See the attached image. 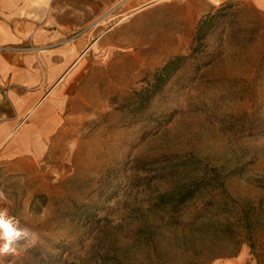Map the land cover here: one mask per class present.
<instances>
[{
	"label": "rangeland",
	"instance_id": "1",
	"mask_svg": "<svg viewBox=\"0 0 264 264\" xmlns=\"http://www.w3.org/2000/svg\"><path fill=\"white\" fill-rule=\"evenodd\" d=\"M94 12L71 36L84 57L44 163L0 174V208L36 237L4 264H187L192 250L199 264H256L221 223L236 205L254 209L264 243V0H111ZM211 15L203 50L134 112V95L190 55ZM216 184L227 206L202 207ZM184 189L195 196L184 218L204 208L207 225L161 221L160 199Z\"/></svg>",
	"mask_w": 264,
	"mask_h": 264
},
{
	"label": "crops",
	"instance_id": "2",
	"mask_svg": "<svg viewBox=\"0 0 264 264\" xmlns=\"http://www.w3.org/2000/svg\"><path fill=\"white\" fill-rule=\"evenodd\" d=\"M111 0H0V174H36L66 120L72 41Z\"/></svg>",
	"mask_w": 264,
	"mask_h": 264
},
{
	"label": "trees",
	"instance_id": "3",
	"mask_svg": "<svg viewBox=\"0 0 264 264\" xmlns=\"http://www.w3.org/2000/svg\"><path fill=\"white\" fill-rule=\"evenodd\" d=\"M223 9L220 8V10ZM216 15H211L205 17L201 20L196 28V34L193 41V48L188 57L178 56L173 59H170L166 62L160 69L156 70L152 76V79L148 83L147 87L135 94L136 103H133L134 112L141 111L147 106V103L152 100L155 96H157L165 87V85L169 82V80L181 69L182 66L185 65V62L188 58H193L195 55L199 54L201 50H203L205 39L212 33V31L217 27L215 24L217 20ZM133 112V113H134ZM194 189H184L180 195L177 196H163L160 199V204L162 205V216L161 221L163 223L178 225V226H190L193 227H201L208 224V215L205 212V207L207 205H216L218 207H226L227 205L223 202L226 201L225 198V190L221 184H216L212 188L210 200H206L203 202L204 208H201L191 218L187 220L184 218L181 208L185 206L187 203L195 200L193 191ZM193 191V192H192ZM200 190H198L199 192ZM236 203V202H232ZM264 205V199L260 200L259 206ZM236 210L231 209L230 215H227L228 218L223 220L221 223V228L225 231H228L232 234V237L236 238L238 235H243L244 240L248 244V247L251 251L252 256L255 259L256 264H264V243H260V237L258 236L260 232L257 230V221L253 212L254 209L246 208L245 206L236 205ZM205 212V213H204ZM256 218V219H255ZM165 221V222H164ZM233 255L237 254L239 251V247L235 244L232 249ZM197 252L192 250L190 252V256L188 257L189 261L187 264H199L196 262L194 257Z\"/></svg>",
	"mask_w": 264,
	"mask_h": 264
},
{
	"label": "clouds",
	"instance_id": "4",
	"mask_svg": "<svg viewBox=\"0 0 264 264\" xmlns=\"http://www.w3.org/2000/svg\"><path fill=\"white\" fill-rule=\"evenodd\" d=\"M0 199H5L3 192H0ZM0 226V264H4L2 257L13 254L17 247L34 241L36 237L29 229L19 227L6 208H0Z\"/></svg>",
	"mask_w": 264,
	"mask_h": 264
}]
</instances>
